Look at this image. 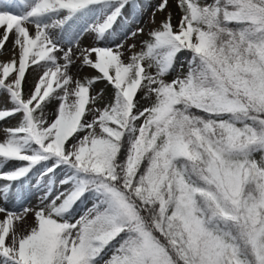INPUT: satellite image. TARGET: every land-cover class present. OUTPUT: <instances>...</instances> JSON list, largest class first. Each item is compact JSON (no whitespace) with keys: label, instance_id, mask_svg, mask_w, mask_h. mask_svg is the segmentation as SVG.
I'll use <instances>...</instances> for the list:
<instances>
[{"label":"snow or ice","instance_id":"obj_1","mask_svg":"<svg viewBox=\"0 0 264 264\" xmlns=\"http://www.w3.org/2000/svg\"><path fill=\"white\" fill-rule=\"evenodd\" d=\"M176 6L138 45L151 0H0V121L19 117L0 128V201L33 175L42 193L0 206V264H264V0Z\"/></svg>","mask_w":264,"mask_h":264},{"label":"rangeland","instance_id":"obj_2","mask_svg":"<svg viewBox=\"0 0 264 264\" xmlns=\"http://www.w3.org/2000/svg\"><path fill=\"white\" fill-rule=\"evenodd\" d=\"M161 2V0H151V4L152 7L151 8H147L142 17H141V21L142 22H138L136 24H133L131 27L133 30H135L136 28H144L145 30V34L142 36H137L135 38L132 39H128L127 43L131 44L133 42L137 43L138 45L140 44L141 40L147 39V33L149 30L157 27L158 25H160V23L162 21L165 20L166 16L168 14H171L172 16V23L175 25L179 22L181 13L179 8L176 6L177 4V0H169V5L168 8L165 10V12H156L155 13V23L152 22V17H153V11L155 10L156 5H158ZM128 13H126L127 15ZM2 29H0V33H2ZM119 42V41H117ZM93 38L92 36L88 35V34H84L80 40V45L81 47H89V46H93ZM12 49V39L10 37L9 41L5 44V50L0 52V62H6V61H10L13 57V53L11 51ZM139 50V49H138ZM188 54L187 53H183L179 56V61L180 62H184L187 59ZM147 63V62H146ZM36 67V66H33ZM150 71H152L153 73H155V69H151ZM184 71H187V64H184ZM72 73L74 76L78 75L79 77H91V76H95L97 75V73L90 69V68H84L83 71H79L78 72V68L77 67H73L72 68ZM40 74L39 69L37 68L36 71H33L31 68L29 69V72L26 74V85H25V91H29L32 86L36 83L38 75ZM181 73L173 71L170 75H168L167 77H165L166 80L171 81L173 80L176 75H179ZM94 92H103V99L99 102L98 106L99 107H103L104 103L107 101H110L112 99L113 96V88L110 84H108L106 81H100L97 82L94 85ZM144 95V92H140L137 96V98L140 101L139 107L141 109L150 106L151 104V100L149 99H142ZM6 96L4 98V102L0 103V107L6 106L8 108H11V104L6 103ZM54 107L49 109V112H53L54 111ZM54 116L50 115L49 119H53ZM19 120V117H16L15 119H9L6 121H0V128H8V127H13L17 125V122ZM3 139H5V134L3 131H1V136H0V141H2ZM16 165L13 164L11 165V167H15ZM36 176L33 175L32 180L28 183L25 184L24 189H23V198H17L15 200H10L8 201L6 204L3 201H0V206L6 207L9 210H19L21 208L27 207L29 209H36L39 205V197L42 195V193L37 189L36 187ZM2 183V182H0ZM61 191H63V189H60ZM92 200H88L83 208L82 211H80L79 213L76 214V216L73 218V222L76 219H79V217L81 215H83L85 209L92 207ZM33 218L34 215L33 213H29ZM3 215L4 214H0V219H3ZM111 253L109 252L108 256H110ZM108 256L105 257V259L108 258Z\"/></svg>","mask_w":264,"mask_h":264},{"label":"bare ground","instance_id":"obj_3","mask_svg":"<svg viewBox=\"0 0 264 264\" xmlns=\"http://www.w3.org/2000/svg\"><path fill=\"white\" fill-rule=\"evenodd\" d=\"M0 136H1V131H0ZM35 223L34 218L30 215L27 214L25 220L18 224V228L22 231L26 226H33Z\"/></svg>","mask_w":264,"mask_h":264},{"label":"trees","instance_id":"obj_4","mask_svg":"<svg viewBox=\"0 0 264 264\" xmlns=\"http://www.w3.org/2000/svg\"><path fill=\"white\" fill-rule=\"evenodd\" d=\"M202 2H207V0H202ZM141 92H142V91H141ZM139 93H140V92H139ZM139 93H138V94H139ZM83 200H84V203H83L82 205L78 202V204H77V206H76V213H75V216H76L77 213H79L80 211L83 210L84 205L86 204V202H87L88 200H92V199H91L90 196H88V195L86 194V196L83 198ZM75 216H74V217H75Z\"/></svg>","mask_w":264,"mask_h":264}]
</instances>
